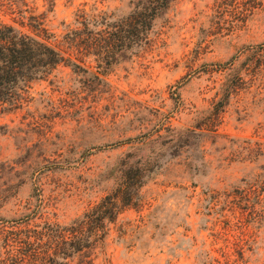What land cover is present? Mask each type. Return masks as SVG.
Wrapping results in <instances>:
<instances>
[{"label": "rangeland", "instance_id": "1", "mask_svg": "<svg viewBox=\"0 0 264 264\" xmlns=\"http://www.w3.org/2000/svg\"><path fill=\"white\" fill-rule=\"evenodd\" d=\"M53 1L71 60L0 102V259L25 222L125 194L94 264H264V0H172L108 69L56 25L133 0Z\"/></svg>", "mask_w": 264, "mask_h": 264}, {"label": "trees", "instance_id": "2", "mask_svg": "<svg viewBox=\"0 0 264 264\" xmlns=\"http://www.w3.org/2000/svg\"><path fill=\"white\" fill-rule=\"evenodd\" d=\"M37 1L0 0V9L13 15L9 22L0 20V102L16 100L32 80L46 77L71 60L53 43L57 28L53 24L56 18H52L54 1L42 0V9ZM171 1L133 0L125 16L97 9L89 13L78 10L69 22L63 19L56 26L62 27L66 50L103 53L101 59L107 61L104 68L108 69L124 58V53L146 43L155 20L166 13ZM126 199L125 194L120 198L108 195L68 223L42 220L30 226L25 222L27 227L10 230L4 236L8 250L0 264H23L26 259L28 264H94L99 253L104 254L105 262L107 224L129 204ZM19 243L24 244L23 249Z\"/></svg>", "mask_w": 264, "mask_h": 264}]
</instances>
